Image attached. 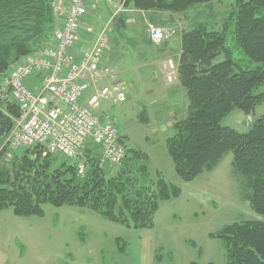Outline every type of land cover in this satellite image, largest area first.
<instances>
[{
  "label": "trees",
  "instance_id": "16d2710c",
  "mask_svg": "<svg viewBox=\"0 0 264 264\" xmlns=\"http://www.w3.org/2000/svg\"><path fill=\"white\" fill-rule=\"evenodd\" d=\"M53 1L0 0V80L13 63L51 42ZM122 1L124 8L181 13L214 0ZM235 3L230 24L233 47L228 26L211 29L202 24L181 32L175 80L185 90L186 105L172 124L174 133L166 138L165 148L176 175L184 181L211 170L232 153L231 167L256 215L226 223L212 237L222 243L225 264H264V117L244 132L220 124L233 109L248 114L264 100V92L257 91L264 84V0ZM234 49L240 57L234 56ZM103 110L100 106L94 113L100 122L113 124L101 118ZM18 114L14 103L0 101V144L11 129V117ZM124 148L114 174L105 170L98 146L90 141L82 149V174L63 157L41 158L37 148L14 152L2 148L0 211L10 209L27 217L42 216L44 204L76 206L129 229L151 228L159 202L176 197L180 190L159 173L156 180L150 177L146 153ZM120 240H114L118 251L126 246Z\"/></svg>",
  "mask_w": 264,
  "mask_h": 264
},
{
  "label": "rangeland",
  "instance_id": "374dc122",
  "mask_svg": "<svg viewBox=\"0 0 264 264\" xmlns=\"http://www.w3.org/2000/svg\"><path fill=\"white\" fill-rule=\"evenodd\" d=\"M105 9L106 4L101 2L93 18L92 32L103 30L113 45L108 51L115 59L116 78L130 99L126 95L123 103L103 102L101 118L116 125L124 147L147 154L151 178L156 180L159 173L180 191L176 197L159 202L151 228L138 230L104 219L84 207L44 204L42 216L27 217L14 215L10 209L2 210L0 264H225L224 248L221 241L212 237L213 233L226 223L254 218L255 214L231 167L232 153L228 152L211 170L191 181L176 175L165 141L174 133V121L184 113L186 94L183 87L181 91L178 88L173 106L172 98L163 96L162 87L173 82L164 76L170 70L169 64L157 67L161 59L170 58L175 64L176 47L157 50L145 43L149 25L145 26V13L131 12L130 24H123L119 17L118 29ZM235 10V0L192 6L178 13L175 23L167 26L171 31L168 43L176 38L175 32L203 24L211 29L228 26L233 47L230 24ZM234 56L240 57L237 49ZM144 59L146 62L141 63ZM152 87L157 88L156 94H151ZM257 91L264 92V84ZM260 117H264V100L248 114L233 109L220 124L244 132ZM103 166L112 174L117 170L116 165ZM118 237L120 245L126 243L121 251L114 243Z\"/></svg>",
  "mask_w": 264,
  "mask_h": 264
},
{
  "label": "built area",
  "instance_id": "2783aa9c",
  "mask_svg": "<svg viewBox=\"0 0 264 264\" xmlns=\"http://www.w3.org/2000/svg\"><path fill=\"white\" fill-rule=\"evenodd\" d=\"M102 1L110 4L113 0H55L57 10L64 15L51 42L13 63L2 76L0 101L14 103L19 114L11 117L12 126L1 139L0 150L37 148L41 158L63 157L82 174V149L90 141L98 146L102 162L119 164L125 148L117 129L100 122L94 113L102 101H126L116 73L104 63L108 40L101 33L91 47L76 49L83 18L93 16ZM86 32L91 33V28ZM148 34L154 46L171 37L170 30L151 24ZM167 63L170 70L166 77L172 81L175 68L171 60ZM100 79L107 83L97 85Z\"/></svg>",
  "mask_w": 264,
  "mask_h": 264
},
{
  "label": "crops",
  "instance_id": "0c3cea01",
  "mask_svg": "<svg viewBox=\"0 0 264 264\" xmlns=\"http://www.w3.org/2000/svg\"><path fill=\"white\" fill-rule=\"evenodd\" d=\"M122 4H123V2L121 4H119L118 0H115L112 5L107 6L106 9H105L108 12V14L110 13V17L111 18L113 17V21L115 22V26L118 27V29L120 28L121 25H119V21L117 19L121 18L122 21L124 22L123 24H125L126 22L130 24V22L132 21V16H130L131 12L138 11V12H142V13H145L146 15H148V17H146V19H145V26H146V24L147 25L148 24H152L154 26H160V27H165L166 26V28H167V26H171L172 24L175 23L173 21H174V19H176V15L178 14V13H169V12H166V11H153V10L140 11V10H136V9L130 7V6L124 8ZM54 10H55V16H56L55 17V26H59L61 24V21L63 19V15L64 14L61 11L62 15L59 18V13L60 12L57 10L56 5H54ZM93 18L94 17H91V16H87V17L83 18L82 23H81V27H80V30H79L81 39H80V42H79V44H78V46L76 48L77 50L86 49V48L91 47L95 43V41L97 40L98 36L101 34V32H96V33H93V32L88 33V32H86V28L87 27H90L92 29V23L94 21ZM175 33L177 35H176V38L173 41L174 43L173 42L168 43V41H170V40H167L166 42L161 44V46H159V47H154L151 44L150 39H149V34L145 36L146 38L144 39V41L151 48L153 47V48H156L157 50H159L160 48L163 49L166 46L168 48H172V47L175 48L176 47V52L177 53L175 55H177L176 56V58H177L179 53H180V35H181V33L180 32L179 33L175 32ZM169 39H171V38H169ZM109 46L112 47L113 45L111 46V43L109 42L108 43V48H110ZM108 48L105 50L104 63L106 65H108L116 73V76H117L118 70L114 66L115 59L110 57ZM167 57H170V55H167ZM142 61H141V63H144V62H146V59H144ZM165 61H164V59H161L157 63L158 64L157 67H160V65L165 67V64H166ZM116 80L119 81V83L121 84L120 79H116ZM173 82H171V84H164V85H162V87H163V91H164V95L163 96H165L166 98H172V100H170V102H172L173 106H175L176 101H177L175 99L176 98V93L178 92V88L180 89L179 91H181V86H180V84H179V82L177 80H175ZM106 83H107V81L105 79H100V80H98L97 85L106 84ZM129 87L132 88L131 85H129ZM154 87H152V90H150L152 95H153V93L156 94V91H157V88H154ZM169 88H171V89H169ZM148 92H149V90H148ZM126 94H127L128 99H130L129 93L126 92ZM148 95H150V93H148ZM176 110H178V109L176 108Z\"/></svg>",
  "mask_w": 264,
  "mask_h": 264
}]
</instances>
